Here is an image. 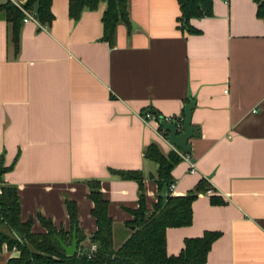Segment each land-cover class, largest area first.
Listing matches in <instances>:
<instances>
[{"label":"crops","instance_id":"obj_1","mask_svg":"<svg viewBox=\"0 0 264 264\" xmlns=\"http://www.w3.org/2000/svg\"><path fill=\"white\" fill-rule=\"evenodd\" d=\"M211 1V15L189 19L197 33L187 34L176 0H127L129 26L118 23L109 45L101 39L104 2L74 20L69 0H51L48 25L21 21L15 56L0 12V182L15 188L31 233H45L40 216L69 235L68 201L78 246L94 245L86 182L96 180L118 248L131 232L138 186L109 171H135L148 213L206 185L191 203V223L165 230L167 256L185 239L216 232L204 264H264V21L254 0ZM189 102L196 131L183 154L140 113L170 122ZM150 144L179 157L171 189L150 177ZM18 255L3 244L0 264Z\"/></svg>","mask_w":264,"mask_h":264},{"label":"trees","instance_id":"obj_2","mask_svg":"<svg viewBox=\"0 0 264 264\" xmlns=\"http://www.w3.org/2000/svg\"><path fill=\"white\" fill-rule=\"evenodd\" d=\"M179 7L177 21L179 28L187 34L197 31L189 24V19L211 15V0H176ZM256 16L264 21V0H254ZM99 2L105 3L101 15L102 40L109 45L113 42L115 27L118 23L129 26L127 0H69L68 14L74 20L83 9H94ZM51 0H25L20 6L25 10H33L41 25H48L53 18L50 11ZM17 5L8 0L0 4V12L9 30V43L15 56L18 49L19 27L23 12ZM158 120H164L157 117ZM182 113L170 121L181 124ZM160 131V127L158 128ZM180 131V130H179ZM177 130V132H179ZM166 136V134H164ZM143 158L156 165L154 176H150L157 184H172L169 172L179 157L170 152L163 155L156 145L150 144L143 152ZM5 169L0 168V176ZM111 175L121 180H132L137 183L138 208L131 212L132 220L127 224L131 229L129 236L118 247L112 245V223L107 216V202L102 198L99 182H86L88 198L92 203L90 211L95 222V232L89 242L95 245L93 253L88 248L78 246L83 237L77 228L76 211L72 202L65 201L70 233L65 235L56 229L49 220L38 217L44 234L30 232L31 222H20L19 204L15 188L0 182V247L6 245L10 250L15 248L19 255L9 258L4 264H204L207 252L213 241L219 236L216 232H205L199 238L185 239L183 248L177 256L165 253V230L167 228L186 227L191 223V203L197 195L206 189L203 182L184 196H168L164 203H157L152 212H146L143 204L141 175L135 171L110 170ZM75 231L77 240L76 253L65 256L57 240L63 244L70 241V234Z\"/></svg>","mask_w":264,"mask_h":264},{"label":"water","instance_id":"obj_3","mask_svg":"<svg viewBox=\"0 0 264 264\" xmlns=\"http://www.w3.org/2000/svg\"><path fill=\"white\" fill-rule=\"evenodd\" d=\"M193 103L189 102L183 106L181 129L176 130L175 121L166 122L164 120L158 121V126L166 133V141L183 154H189V139L195 137V128L190 125L191 110ZM61 251L65 256H73L76 253L77 240L75 231L72 230L70 235V242L68 245L63 244L59 239L57 240Z\"/></svg>","mask_w":264,"mask_h":264},{"label":"built area","instance_id":"obj_4","mask_svg":"<svg viewBox=\"0 0 264 264\" xmlns=\"http://www.w3.org/2000/svg\"><path fill=\"white\" fill-rule=\"evenodd\" d=\"M223 1H225V0H223ZM18 7H20V6H18ZM20 9L23 12L22 21L31 20V21H34V23H37L38 24V21L36 19V15H35L34 11L25 10V9H22L21 7H20ZM140 117L142 118V120L144 122L154 121V122H157V124H158V121H159L157 117H155L154 115H152L151 113H149L147 111L140 113ZM175 126H176V130H178V131L181 129V124H179V123L176 122L175 123ZM175 150L177 152V149H175ZM184 158L186 160H188V156L187 155H185ZM189 172L190 173H193L194 172V169H193V166L192 165H190ZM169 188L170 189L172 188V184L170 185ZM95 248H96L95 245H91L88 248V252L89 253H93L95 251Z\"/></svg>","mask_w":264,"mask_h":264}]
</instances>
